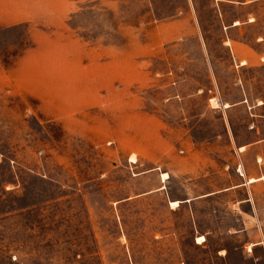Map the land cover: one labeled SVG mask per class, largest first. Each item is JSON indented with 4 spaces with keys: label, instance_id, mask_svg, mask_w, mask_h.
<instances>
[{
    "label": "rangeland",
    "instance_id": "rangeland-1",
    "mask_svg": "<svg viewBox=\"0 0 264 264\" xmlns=\"http://www.w3.org/2000/svg\"><path fill=\"white\" fill-rule=\"evenodd\" d=\"M240 160L264 0H0V264L264 263Z\"/></svg>",
    "mask_w": 264,
    "mask_h": 264
},
{
    "label": "crops",
    "instance_id": "crops-1",
    "mask_svg": "<svg viewBox=\"0 0 264 264\" xmlns=\"http://www.w3.org/2000/svg\"><path fill=\"white\" fill-rule=\"evenodd\" d=\"M239 23L236 22L235 26L238 25ZM227 106V107H226ZM229 108L228 104L224 105V108ZM260 142H253L244 146L239 147V152L245 153V152H250L256 149L259 146ZM257 156V154L255 155ZM263 163V159L258 157L256 159V167L258 165H261ZM240 176L243 178L242 183H240L237 186V189L239 193L242 192L244 195L243 199H240L238 202L239 205V219H243L242 215L245 216L244 220H246L248 213L244 211V207H246L248 204L249 206L253 207V212L250 213L249 218L254 221V227L251 229H247V233L250 237H253V240L251 241V247H249V251L252 252L257 251L258 249H262L264 252V173L262 172V169H260L261 174H257L255 172L254 174H250L249 172L247 173L245 169V163L240 160ZM242 169V170H241ZM228 190H224L225 192H228ZM248 190V192H247ZM219 193V192H218ZM217 193H211L208 194V197H213ZM177 202L179 206L180 202ZM176 207V208H177ZM198 238H204L198 237ZM205 239V238H204ZM199 244V243H197ZM203 243H200L199 245H202ZM264 264V263H260Z\"/></svg>",
    "mask_w": 264,
    "mask_h": 264
},
{
    "label": "bare ground",
    "instance_id": "bare-ground-1",
    "mask_svg": "<svg viewBox=\"0 0 264 264\" xmlns=\"http://www.w3.org/2000/svg\"><path fill=\"white\" fill-rule=\"evenodd\" d=\"M211 103H212V107L213 108H219V106H220V103H219V101L217 100V99H213V100H211ZM227 107V106H226ZM225 107V108H226ZM131 162H133V163H135L136 162V160H135V158H134V156L132 157V159L130 160ZM162 179H163V181L165 182L167 179H168V175L167 174H163L162 175ZM177 205H178V203L177 202H171V207H177ZM203 242H205V239L204 238H198V241H197V243H203Z\"/></svg>",
    "mask_w": 264,
    "mask_h": 264
}]
</instances>
